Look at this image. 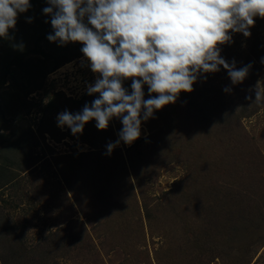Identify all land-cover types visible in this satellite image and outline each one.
Returning a JSON list of instances; mask_svg holds the SVG:
<instances>
[{"label": "rangeland", "instance_id": "rangeland-1", "mask_svg": "<svg viewBox=\"0 0 264 264\" xmlns=\"http://www.w3.org/2000/svg\"><path fill=\"white\" fill-rule=\"evenodd\" d=\"M29 2L0 37V264H264V18L218 45L251 65L242 82L223 66L197 74L146 121L142 109L126 144L121 117L58 126L102 77L82 43L47 39L48 0Z\"/></svg>", "mask_w": 264, "mask_h": 264}, {"label": "clouds", "instance_id": "clouds-1", "mask_svg": "<svg viewBox=\"0 0 264 264\" xmlns=\"http://www.w3.org/2000/svg\"><path fill=\"white\" fill-rule=\"evenodd\" d=\"M48 2L50 6L42 11L51 17L54 34L47 39L82 43L81 51L91 70L102 77L88 86L89 95L99 94L91 106L85 104L76 114H58V126L67 125L76 135L90 120L104 130L112 117H121L119 137L126 144L140 137L142 109L146 121L154 109L174 103L180 92H191L197 74L216 72L223 66L233 84L242 82L251 65L236 69L235 62L230 65L220 56L218 45L230 41V31L250 36L254 17L264 18V0ZM30 7L29 0H0V37H7L9 29L15 28L18 13ZM85 16L91 28L83 22ZM122 78H133L132 94H127ZM143 84L158 95L145 100ZM259 98L256 90V100ZM120 140L107 145L108 154Z\"/></svg>", "mask_w": 264, "mask_h": 264}]
</instances>
